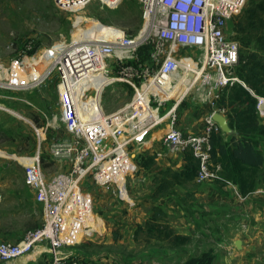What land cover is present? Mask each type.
Masks as SVG:
<instances>
[{
    "label": "built area",
    "instance_id": "built-area-1",
    "mask_svg": "<svg viewBox=\"0 0 264 264\" xmlns=\"http://www.w3.org/2000/svg\"><path fill=\"white\" fill-rule=\"evenodd\" d=\"M54 1L58 8L74 14L76 20L77 13L93 1L113 9L122 2ZM138 1L143 27L136 35H129L123 28L109 37L84 33L69 43L57 42L40 55L32 52L34 39H29L23 50V66L12 69L0 61V88L21 89L37 84V60L46 62V76L57 72L60 113L47 119V124L57 123V128L62 125L66 136H55L50 151L54 159L69 165L68 170L47 176L40 153L24 164L25 181L43 206L44 221L18 241L0 238V262L9 264L43 245L51 254L46 264H87L71 247L85 235L94 234L99 225L92 197L82 190V181L92 175L96 183L116 187L119 199L131 203L128 176L135 170V155L147 144L150 133L160 127L164 128L163 149L173 153L190 149L200 159L198 182L221 179L220 166L211 167L210 137L220 128L214 114L225 116L226 112L225 108H216L220 91L240 82L236 66L241 45L228 31V23L241 13L248 0ZM144 45L150 47L147 61L139 54ZM187 49L197 54H189ZM98 77L107 80L102 90L111 81L129 84L134 90L132 100L106 113L101 97L97 100ZM191 95L208 106L203 128L197 133L185 132L178 123L180 103ZM255 96L264 122V96ZM93 103L95 112L90 110ZM227 182L235 198H247ZM88 221L94 223L92 228L85 223Z\"/></svg>",
    "mask_w": 264,
    "mask_h": 264
},
{
    "label": "rangeland",
    "instance_id": "rangeland-1",
    "mask_svg": "<svg viewBox=\"0 0 264 264\" xmlns=\"http://www.w3.org/2000/svg\"><path fill=\"white\" fill-rule=\"evenodd\" d=\"M233 20L234 17L228 23V31L232 33ZM97 23L123 28L127 33L136 35L143 27L141 5L138 0H122L113 9L101 1H93L77 13L76 20L74 14L58 8L54 0H0V61L12 69L21 67L24 46L29 39H34L35 54L40 55L44 49L57 42H71L72 38L79 36L77 32L83 35ZM186 52L197 54L193 49H187ZM45 70L38 75L39 80L34 86L0 88V125L8 133L0 135V168H9L4 174L5 182L18 184L22 182L21 177L26 182L25 161L22 159L37 149L45 156L42 166L47 176L69 168L66 162L54 159L50 151L53 138L66 134L62 125L57 128V123L47 124V119H53L60 113L57 91L59 77L57 72L46 76ZM133 96L134 91L124 82H109L101 91L104 111L112 113L119 110ZM180 104L177 110L180 127L185 132H200L208 110L207 104H203L195 95L185 97ZM163 131V127L152 131L148 142L155 136H163ZM144 147L136 153L135 170L128 176L131 203L119 199L116 187L100 185L92 175L82 181V190L92 197L95 221L99 225H96L94 234L85 235L71 246L80 256L100 264H178L191 254L212 247L217 249L213 240L207 237L195 236L192 243L178 249L154 240L146 242L142 233L134 240L135 229L145 221L148 209L143 201L175 200L171 192L166 197L154 196L156 184L153 174L141 168L137 160L144 153ZM147 148L150 150L151 147ZM205 186L206 182L196 188ZM175 189L173 194L188 193L184 188ZM192 200L204 201L199 197H189L187 201ZM43 221V206L36 201L25 198L20 201L12 194L0 201V238L3 240L15 242ZM91 224L92 228L94 223Z\"/></svg>",
    "mask_w": 264,
    "mask_h": 264
},
{
    "label": "trees",
    "instance_id": "trees-1",
    "mask_svg": "<svg viewBox=\"0 0 264 264\" xmlns=\"http://www.w3.org/2000/svg\"><path fill=\"white\" fill-rule=\"evenodd\" d=\"M246 4L241 14L235 16L233 20L232 37L241 45L240 61L236 66V74L240 82L223 87L219 98L216 99V108L226 109L225 116L235 133L228 136L220 127L214 130L210 137L211 167L215 169L217 165L220 166L221 179L204 182L215 184L219 197L233 196L227 181L232 182L243 195L254 192L258 187L260 173L264 169V122L259 117L255 96V94L264 96V0H248ZM107 26L97 23L87 32L98 31ZM149 49V45L139 49L144 61L149 59ZM34 51L36 47L32 52ZM131 88L133 90V87ZM6 130L0 125V135L3 136V133L8 135ZM181 154L184 157V164L179 169L160 164L157 160V152L145 151L137 160L141 168L153 174V182L156 184L154 196L166 197L171 192L172 197L189 216L194 212L191 211L193 204L187 200L194 195L187 185L204 182L197 181L200 159L190 149H185ZM40 157L43 165L45 156L43 154ZM177 188H184L188 193L173 194L174 189ZM195 223L200 229L196 219ZM140 233L144 234L146 242L154 240L173 249L185 247L195 240L194 235L182 233L172 224V215L164 201H156L152 205L145 221L137 225L134 240L138 239ZM76 255L87 264H100L77 253ZM216 257V249L212 247L191 254L178 264H215Z\"/></svg>",
    "mask_w": 264,
    "mask_h": 264
},
{
    "label": "crops",
    "instance_id": "crops-1",
    "mask_svg": "<svg viewBox=\"0 0 264 264\" xmlns=\"http://www.w3.org/2000/svg\"><path fill=\"white\" fill-rule=\"evenodd\" d=\"M224 132L231 136L235 130L229 126ZM146 145L144 152H157V160L160 164L175 169L181 168L184 164L183 154L163 149L162 136L153 137ZM147 147H151L150 150ZM37 153H40L39 149L24 158L28 160ZM6 170L9 168H0V201L11 194L20 201L22 198L36 201L34 191L23 181V177H21L22 182L18 184L5 182ZM198 185L193 183L187 185L193 197L204 199V201H189L193 204L191 211L194 214L188 216L178 201H164L172 215V224L177 230L213 240L214 246L217 247L215 264H264V169L260 173L257 189L248 194L245 200L229 195L219 197L217 188L212 182L206 183V186L200 189L196 188ZM155 203L156 201H143V204L148 206L144 220ZM195 219L199 222L200 229L196 226ZM50 257L51 254L45 252L43 245H40L30 255L9 264H46ZM0 264L5 263L0 262Z\"/></svg>",
    "mask_w": 264,
    "mask_h": 264
},
{
    "label": "bare ground",
    "instance_id": "bare-ground-1",
    "mask_svg": "<svg viewBox=\"0 0 264 264\" xmlns=\"http://www.w3.org/2000/svg\"><path fill=\"white\" fill-rule=\"evenodd\" d=\"M121 32V30H118V28H116V27H109V26H107V27H105L104 29H102L101 31H98V32H86L89 36L92 34V33H95L96 35H102V36H104V37H109V36H115V35H118L119 33ZM81 33H78L77 32V35H79V36H77V38H81L82 37V34L80 35ZM36 62V64L37 65H39V69H40V71L39 72H37V73H35L34 75H35V77H38V75H39V73L41 72V71H43V70H45V67H46V62H44L43 60H37V61H35ZM15 71H17V70H15ZM107 80H106V78L105 77H98L97 79H96V86L98 87V88H100V92H99V94H98V98H97V100L99 101V99H100V97H101V90H102V87H101V85L104 83V82H106ZM95 103H93L92 104V107H91V109L90 110H94V112H95ZM22 160H24L25 162L26 161H28V160H26V158H24V159H22ZM99 229V228H98ZM82 233V232H81Z\"/></svg>",
    "mask_w": 264,
    "mask_h": 264
},
{
    "label": "water",
    "instance_id": "water-1",
    "mask_svg": "<svg viewBox=\"0 0 264 264\" xmlns=\"http://www.w3.org/2000/svg\"><path fill=\"white\" fill-rule=\"evenodd\" d=\"M214 119L219 123L223 131H227L229 129V123L226 116L220 113H215Z\"/></svg>",
    "mask_w": 264,
    "mask_h": 264
}]
</instances>
